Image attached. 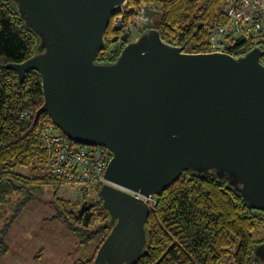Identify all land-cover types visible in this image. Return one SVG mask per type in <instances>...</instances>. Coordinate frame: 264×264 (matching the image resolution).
I'll return each mask as SVG.
<instances>
[{
	"label": "water",
	"instance_id": "water-1",
	"mask_svg": "<svg viewBox=\"0 0 264 264\" xmlns=\"http://www.w3.org/2000/svg\"><path fill=\"white\" fill-rule=\"evenodd\" d=\"M39 39L38 53L6 67L21 84L40 74L47 113L71 141L104 147L112 157L101 199L110 234L94 264H134L147 246L149 205L123 189L157 197L185 171L223 179L249 209L264 210V55L186 52L163 41L151 23L103 65L114 12L127 0H10ZM114 37L112 43H117ZM85 202L80 213L87 210ZM139 233L141 237L139 238ZM264 262V243L255 248Z\"/></svg>",
	"mask_w": 264,
	"mask_h": 264
},
{
	"label": "trees",
	"instance_id": "trees-1",
	"mask_svg": "<svg viewBox=\"0 0 264 264\" xmlns=\"http://www.w3.org/2000/svg\"><path fill=\"white\" fill-rule=\"evenodd\" d=\"M147 2L151 8L153 5L163 11L159 23H152L163 41L185 45L188 53L211 52L208 31L227 22L222 0ZM111 28L112 24L104 50L95 59L98 64L115 63L124 48L117 49L112 43ZM229 42L232 45L224 50L234 57L258 46L264 53V38L251 47L241 41ZM38 44V37L19 16L17 5L0 0V259L10 253L5 237L11 225L34 197L33 191H37L30 186L59 185L49 172V150L38 136L47 127L57 132L59 129L47 113L34 123L44 101L40 74L28 71L19 84L17 73L6 67L36 55ZM261 62L264 64V55ZM101 189L98 186L95 190L99 200L58 199V216L67 223L72 220L87 227L74 230L85 234L80 245L93 247L87 257L74 264H94L110 234V216L103 208ZM85 202L88 209L80 213ZM150 208L146 223L148 244L134 264H264L255 256V248L264 243V210L249 209L242 195L223 179L187 170L157 196L156 205Z\"/></svg>",
	"mask_w": 264,
	"mask_h": 264
},
{
	"label": "built area",
	"instance_id": "built-area-1",
	"mask_svg": "<svg viewBox=\"0 0 264 264\" xmlns=\"http://www.w3.org/2000/svg\"><path fill=\"white\" fill-rule=\"evenodd\" d=\"M222 1L223 14L227 22L208 31L211 52L222 51L223 47L225 49V40L253 44L251 42L253 39L258 42L264 38V0ZM145 6L150 7L147 0H127L123 7L114 12L110 21L112 36L118 38L114 45L123 43L121 37L124 34H127L130 40L132 32L139 34L147 28L149 23ZM26 115H29V112ZM38 136L49 150V172L57 178L56 182L59 185L75 187L81 195L80 199L90 200L98 186L108 183L104 173L112 154L106 148L74 144L50 127L40 131ZM121 189L142 199L149 207L157 203V197H146L126 188Z\"/></svg>",
	"mask_w": 264,
	"mask_h": 264
},
{
	"label": "rangeland",
	"instance_id": "rangeland-1",
	"mask_svg": "<svg viewBox=\"0 0 264 264\" xmlns=\"http://www.w3.org/2000/svg\"><path fill=\"white\" fill-rule=\"evenodd\" d=\"M152 7L158 12L151 22L156 25L161 20L163 11L160 7ZM137 37L136 32L130 34V40ZM251 42L257 43L256 39ZM225 43L226 46L232 45L228 40ZM247 46L251 47V43H247ZM26 172L28 171H23L27 174ZM30 187L37 191H33L34 197L29 200L22 215L11 225L5 237L11 253L0 259V264H74L87 257L93 247L80 245L85 234L74 230L87 227L72 220L67 223L58 216V199L79 200L81 195L78 189L69 185L47 184ZM92 199L99 200L98 195H94ZM2 223L1 220L0 228L3 227Z\"/></svg>",
	"mask_w": 264,
	"mask_h": 264
},
{
	"label": "flooded vegetation",
	"instance_id": "flooded-vegetation-1",
	"mask_svg": "<svg viewBox=\"0 0 264 264\" xmlns=\"http://www.w3.org/2000/svg\"><path fill=\"white\" fill-rule=\"evenodd\" d=\"M130 41V40H129ZM124 47L125 46V42H123V43H119V45H115V47L117 48V49H119V48H121V47ZM141 237V233H139V238ZM110 262H114V264H117V262L115 263V261L114 260H110Z\"/></svg>",
	"mask_w": 264,
	"mask_h": 264
},
{
	"label": "crops",
	"instance_id": "crops-1",
	"mask_svg": "<svg viewBox=\"0 0 264 264\" xmlns=\"http://www.w3.org/2000/svg\"><path fill=\"white\" fill-rule=\"evenodd\" d=\"M10 251H11V250H10ZM10 253H11V252H10ZM10 253H9V254H10ZM20 253H21V252H20ZM20 253H19V254H20ZM9 254H8V255H9ZM12 254H13V253H12ZM8 255H7V256H8ZM7 256H5V257H7ZM5 257H4V258H5ZM2 259H3V258H2Z\"/></svg>",
	"mask_w": 264,
	"mask_h": 264
}]
</instances>
